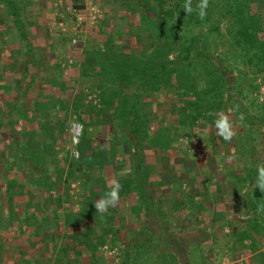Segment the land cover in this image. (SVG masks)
Instances as JSON below:
<instances>
[{"label":"rangeland","instance_id":"obj_1","mask_svg":"<svg viewBox=\"0 0 264 264\" xmlns=\"http://www.w3.org/2000/svg\"><path fill=\"white\" fill-rule=\"evenodd\" d=\"M18 1L13 7L19 11L25 34L33 42V51H37L32 58L33 62L44 66L38 70L31 66L26 70L27 74H21V64H18L16 54L21 47L24 48V43L19 39L13 18L8 16L6 8L0 6V34L3 38L0 45V68L3 72L2 85L5 84V77L8 88L5 92L1 88L0 120L10 116L7 123L0 121V165L6 167L3 172L10 174L11 183L18 185V204L22 206L29 202L31 197L24 193L25 189L34 188L37 193L33 196L36 206L31 211L36 209L39 217L41 216L39 220L43 222L44 218L46 226H53L54 223L46 219L47 216L51 217V213L48 214L45 208L46 199L50 196L48 193H58V201L74 212L81 211L84 204L91 211L89 203L94 206V202L109 190V180L115 179L121 184L120 202L116 208L108 211L113 217V230L122 231L118 238H104L105 235L97 229V238L92 235L94 242L98 243L97 248L95 243L89 242L87 246L86 239L82 236L85 223L69 229L62 221L61 239L53 240V233L48 238L40 236L44 244L39 251L45 257L42 259L38 254L34 259L48 264L53 255L52 250L56 248L59 252L65 245L72 249L68 256L78 260V264H126L131 258L130 255L127 257V250L131 249L128 252L132 254L139 243L137 239L140 232L147 229L152 233L149 235L151 242L138 251L132 264H172L167 247L174 250L179 245L185 252L184 260L183 263L179 260L173 264H264L263 234L261 238L255 237L249 225H241L252 219L261 222L259 218L264 214L258 213L259 211L252 213L246 208L250 202L249 196L245 195L246 190L241 189L242 184L236 179L231 183L227 182L230 191L228 204L227 207L220 205V211L217 212L216 197L220 193L218 180L235 178L238 174L243 178L249 175L256 179V166L264 164V73L257 74L255 67L246 68L237 58L231 45L232 38L228 35L229 27L225 24L227 22L218 24L221 29L219 33L209 32V27L203 26V36H199L202 28L197 27L194 22L188 31V40L199 36L192 44V55L201 61L207 58L210 70L218 68L226 77L227 92L224 100L219 108L212 106L211 111L238 108L230 114L237 133L231 142L215 134L214 117L206 112L202 111V118L196 122L185 118V123L180 124L179 115L184 110L180 98L184 94L175 93L171 86L176 82L174 76L170 80L172 83L168 82L162 90H156L147 85L143 86L145 79H139L131 70L125 69L127 71L124 72L126 74L122 80L123 85L118 77L115 79L107 71L108 68L101 74V66L97 64L99 60L93 55L118 53L127 58L133 56L136 67L139 62L147 60L156 65L179 60L189 44V41H169L163 45L165 48L160 54V46L157 47V44H161L158 39L161 29L155 22L149 24L148 21L152 20L146 16L140 18V13H131V10H136V0H80L79 5L95 4L101 8L103 19L98 29H84L79 32L73 29L68 11L74 0ZM248 9L252 15L259 17L264 29V0L252 1ZM141 20L144 26L139 31L144 36L138 40L134 25H140ZM127 22L130 26L128 35ZM122 24H126L124 29L119 28L123 27ZM121 30L125 32L122 33ZM177 35V39L181 38L182 33L177 32ZM126 36L128 42L122 43V38L125 37L126 40ZM260 37L264 40V34ZM14 38L18 39L15 43L9 41ZM58 40L63 45L59 46L61 42ZM41 41L45 42L42 51ZM56 45L59 46L60 56L52 55ZM38 47L40 50H37ZM157 50L159 55L155 57L154 52ZM42 52L49 53L43 61ZM71 55L76 56L74 61L77 64H64L59 68V60L68 59ZM115 57L117 58L116 55ZM44 61L46 65L43 64ZM81 66L84 67L85 75ZM201 68L200 65L199 70ZM29 73L37 76L33 80L34 84L31 83L32 76H27ZM45 74H49L50 78L47 79L50 80L45 79ZM22 76L25 79L22 80ZM59 77L60 81L56 79ZM16 79L21 80L20 85L15 82ZM46 81L51 83L47 90ZM198 82L197 89L207 88L203 79ZM35 85L40 87L37 89ZM103 92L107 99L114 98L117 93L118 97H125L129 101V106L124 108V111H129L124 115V123L116 124L114 128L105 125L113 112H107L110 101L102 102ZM83 94L88 103H82ZM41 96L48 97L44 108L42 105L37 106ZM182 100L190 99L185 97ZM191 101L195 99L192 98ZM24 103L31 110L30 122L29 119L14 116V111L18 114L22 112ZM203 105H207L206 100ZM133 107L137 111L130 113ZM11 110H14L12 114ZM75 113H80L85 120L91 119L94 124L89 128L92 131H87V138L81 146L83 157L79 161L70 155L68 124ZM193 113L197 114L199 111L192 110L189 114ZM63 120H66L65 123ZM131 122L134 125H130ZM172 140V148L164 152L162 147ZM8 152L18 163L16 167L24 169L23 171L17 172L19 169L16 167L12 171L8 168L11 166V162L6 161ZM35 154L41 156L40 167L44 169V173H40L30 160L35 158ZM229 157L233 159L229 160ZM23 163L28 166L23 168ZM255 179L250 184L251 190L255 189ZM43 184L48 187L43 189L40 187ZM3 186L4 184H0L1 190ZM133 188L135 191L132 193ZM39 198L40 201L36 200ZM147 200L152 201V208L146 218L143 210L146 209L144 202ZM175 200L178 204L183 200L185 204L179 205L180 211L177 212L172 211ZM51 206L54 205H50V209ZM154 208H160L166 215L173 245L165 238V227L155 214ZM197 213L200 214L198 218ZM216 213L222 216V220H216ZM117 217L120 221L116 220ZM228 222L233 228L222 227ZM36 226L31 228L36 229ZM88 227L91 233L92 221ZM245 232H249V235L248 238L244 236L242 245L247 246L248 252L236 258L237 253L233 254L239 249V240H242L238 234ZM30 233L29 230L27 235ZM161 238L163 243H160ZM19 243H22L21 239ZM76 243L81 245L74 248L72 244ZM57 264L61 263L58 261Z\"/></svg>","mask_w":264,"mask_h":264},{"label":"trees","instance_id":"obj_2","mask_svg":"<svg viewBox=\"0 0 264 264\" xmlns=\"http://www.w3.org/2000/svg\"><path fill=\"white\" fill-rule=\"evenodd\" d=\"M17 1L18 0H16V2H13V0H0V6L4 7V9L6 8L8 16H11L13 18L19 39L24 43V48L21 47V50L19 51V53L16 54V57H18V64H21V74L25 75L27 74L26 70L31 67L35 62H33L34 60L32 59V56L34 54L32 43L25 34V27L23 23L20 22L21 20L18 14L19 11L16 10V7H13L14 4L16 6V4L19 2ZM79 1L80 0H74L73 6L69 11V17L71 22L75 19V11L76 13L81 14L84 13L86 9L85 5H79ZM252 1L254 0H209L207 15L204 19H201L198 16L197 11L195 10L198 0H192L194 11L190 15H186L183 10L182 5L184 4L185 0H136V10H131V13L133 15L135 13H140V18H142V16H146L147 18L152 20L148 21L149 24H151V22H155L156 25L161 29V35L158 36V39L160 40L161 44H157V47L160 46V54L163 53L162 49L165 48L164 46L169 41H189L187 48H184L183 54L182 56H180L179 60L175 62L167 61L165 63H158L156 65L153 64L150 60H147L146 62H139L138 66L136 67L134 66L135 62L133 61L135 58L133 56H129V58H127V56H124V54L118 55V53H112L103 56L93 55V57H95L96 60H99L97 64L101 66V74H104L103 70H106V68H108L107 71L112 73V76L115 79L116 77H118L121 84L122 80L125 79L124 75L126 73L124 72L127 70H131V72H133L139 79H145V83L143 84V86L147 85L149 88H154L156 90H159V88L160 90H162L161 88L163 86L166 87L168 82H170V80H172V77L174 76L176 82L175 84H171V86L175 89V93L179 92L184 94L182 98H180L183 103L182 107L184 109L179 115L180 124L183 125L185 123V118H190V120L192 119L193 122H196L202 118L204 112H212V106H217V108H219V105H221L227 92V83L225 81L226 77L222 75V71L218 68H216L217 70H210L207 58H203V61H201L200 59L194 58V56L192 55V44L194 43V40H197L199 36L205 35V32L203 31V26H208L209 28L207 29V31L209 32L217 31L219 33L221 29L218 24L227 22L225 24H228L229 27L228 35L232 38L231 45L234 48L237 58H239V60L243 63L246 68L250 66L255 67L257 74L262 75L264 73V40H262V38L260 37L261 34H264V29L263 25L260 23L259 17L252 15L250 10L248 9V6ZM141 22L142 20L139 23L140 25L136 27L134 25V30L136 31V37L138 38V40L143 39L144 36L143 32L139 31L141 26H144V23ZM194 22L197 27H200L202 29L200 30L198 37L195 36L194 39L189 38L188 40V31L190 29L191 24H193ZM177 32L182 33L181 38L177 39ZM158 50L154 52V54L156 55L155 57L159 55ZM115 55L117 56V58L115 57ZM168 56L170 55L168 54ZM151 57L152 59H154L153 56ZM74 60H76L75 55H71L70 57H68V59L61 58L58 67H63L64 64L66 66H72L75 64ZM40 64L39 66L41 67L42 65ZM135 64L137 65V63ZM169 65L173 67L168 68ZM200 65L202 68L199 70ZM41 69L43 68L41 67ZM185 74L187 77H185ZM23 78L25 79V76H22V80ZM56 79L58 80L60 78ZM201 79L205 81L207 86V88L204 90H199L196 88L199 85L198 80L200 81ZM15 82L18 85L21 84V80L16 79ZM31 83L34 84V81ZM35 87L40 86L35 85ZM2 89H8L7 85H2ZM98 89L102 90L100 88ZM116 94L114 98H111L112 100L105 98V92H103L102 94V102L110 101L107 105V112H113V116L108 117V120H106L105 125L112 126L113 128L116 127L114 126L116 124L124 123V115L129 112L124 111V108L129 106L128 99L125 97L120 98V96L118 97ZM185 97H188V99L190 100H182L185 99ZM82 98V103L87 102L85 94H83ZM192 98L195 99V101H191ZM204 100H206V106L203 105ZM42 103L43 102L38 101L37 106L43 105ZM29 108L30 107L28 106V104L24 103L23 110L20 114H18L17 112L15 113V109L11 110L10 114H12V112L14 111V116H19L20 119H32V117H30L29 115L31 111ZM192 110H197L199 111V113H193L190 115L189 113ZM135 111H137L136 107H133L132 110L130 109V113H135ZM75 115L79 116V120L83 123L85 128L84 137L79 146V161L83 157V153L81 152V146L84 143V140H86L87 138V131L90 130L89 128L94 124H92L91 119L85 120L80 113H75ZM7 118L10 120V116L8 115L6 117H3L0 121L7 123L9 121L7 120ZM35 118L37 117L35 116ZM65 121L66 120H63L64 123ZM130 125L134 124L131 122ZM176 139L175 141H177ZM173 142L174 140H172L171 142L168 141V144L162 147L163 151L165 152V150L167 151V149H171V144ZM7 154L8 158L6 161L11 162V166L8 168H10L12 171V169L18 166V163L15 162L14 156H12L9 152ZM34 157V159H30L31 162L35 164L36 168L40 173H44V169H41L40 167V165L42 164V162H40L41 156L35 154ZM122 161H124V159ZM22 166L24 168L28 165L26 163H23ZM5 168L6 167H4L3 165H0V184H4L3 189H0V264H42L34 259L35 256H37L38 254H40L42 259L44 256L43 253L39 251L41 245L44 244L40 236L48 238L50 237V233H53V240L61 239L62 233L60 230V224L62 225V221L64 222L63 224L65 225V227L69 229H75L77 226L81 224L84 225L85 223V229L82 236L86 239V245L89 242L94 244L95 242L92 238V235L96 236L97 238L99 232H101L102 235H105L103 236L104 238L113 237V239L118 238V235L122 232L121 229H119V231L113 230L114 221L113 217L109 212L104 214L98 213L96 212L95 207L92 206L90 203L89 207H91V211H89L88 206L84 204L83 206H81V211L78 210V212H74L72 209L67 208L61 202H59L57 199L58 193L53 192L48 193L50 196L46 199L47 203L45 205V208L48 214L51 213V217L47 216L46 219L54 224L53 226H46L44 218L43 222L39 220V218L41 219V216L39 217V215L37 214V210L35 209L34 211H31V208H35L36 206L33 201V196L37 195L36 191H34V188L29 187L25 189L24 193H26V195L28 194V196L31 197V200L26 204H23L22 206L19 205L16 199L20 196L17 190L18 185H14V183H11L12 177L10 176V174H5L3 172V170L6 171ZM16 168L19 169L18 167ZM23 170L24 169H19L17 170V172ZM233 179H236L242 184L241 189H245V195L249 196L250 202L246 205V208L249 209L252 213L256 211L258 212V205L264 203V193H261L259 189L251 190L250 187L253 184L255 177L247 175V177L243 178V176L239 174L235 178H220L218 180V187L220 189V193L216 197L218 202L217 212L220 211V205H225L227 207V197L230 193V191L228 190L227 182L231 183ZM44 185L45 184H43V186L40 185V187H42L43 189L48 187ZM34 186L38 189L36 185ZM183 186L185 187L186 185L183 184ZM250 190L252 191V194ZM134 191L135 190L133 188L132 193ZM40 199L41 198L36 200L40 201ZM182 201L183 200H181L178 204V202L175 200L174 206L172 207L173 212L180 211L179 205H185ZM144 204L146 205V209L149 210L147 211L145 208L143 210V212H145V217L147 218L150 209L152 208V201L147 200L146 202H144ZM50 205H54L51 206L52 209L49 208ZM154 211L165 227V238L168 239L169 244L171 243L173 245V240L169 236V228H167L168 220L165 218L166 215L162 212L160 208H154ZM262 213L264 214V212ZM199 215L200 214H198L196 218H198ZM220 217L222 216H219L217 214V217L215 218L217 221H220L222 220V218ZM259 219H261V222L256 219V221H253L252 219L248 220L249 222L247 223H241V225H249V227H251L250 230L252 231L253 236L261 238L262 234L264 237V215ZM91 221L93 222V227H91L90 233L88 226ZM257 221L259 222V224H257L256 227ZM37 222H40V224ZM35 226L36 229L31 228ZM222 227L233 228V225L228 222L222 225ZM97 229H99L100 231L98 232ZM29 230L31 231V233L27 235ZM73 233L74 230L72 234ZM139 235L140 236L137 239L139 243L137 244V247L133 250L132 254L128 252L131 249L127 250V257L129 255L131 256V258L129 259L130 261L127 260L128 264H132L137 253H139L138 251L147 247V245L151 242L149 235H152V233H150V231H148L147 229L141 231ZM238 235H240L239 238L241 237L242 240H239V243L237 244V246H239V249L233 254L235 255L237 253V256H235L236 258L243 255L244 252H248L246 250L247 246L242 244L244 242V236L245 238H248L247 236L249 235V232H245L243 234ZM20 239L22 243H19ZM160 243H163L162 238ZM78 244L79 246L81 245L80 243ZM78 244H72V246L74 245V248L76 246L79 247ZM97 244L98 243L94 244L96 248ZM103 245L104 244L102 243V246ZM63 247L64 248L60 249L59 252L56 251V248L52 250L53 255L51 256V260H49L48 264H57L58 261L61 264H78V260L71 259L68 256L69 252L72 251V249H69L70 247H66L65 245H63ZM126 247H128V245H126ZM167 252L170 255L172 264L178 262L179 260L181 263H183L182 260H184L185 252L181 248V245L177 246L174 250H171L169 247H167ZM62 255H64V259H62ZM226 263H228V261H226Z\"/></svg>","mask_w":264,"mask_h":264},{"label":"clouds","instance_id":"obj_3","mask_svg":"<svg viewBox=\"0 0 264 264\" xmlns=\"http://www.w3.org/2000/svg\"><path fill=\"white\" fill-rule=\"evenodd\" d=\"M182 7L186 15H190L194 11L192 0H185ZM208 7L209 0H198L195 10L201 19L206 17ZM236 110H238V108H229L226 111L220 110L218 112L208 113L209 116L214 117L213 125L215 127V134L228 142H231L237 134L234 124L230 119V114ZM240 118H243L242 114ZM231 159H233V157H229V160ZM108 187L109 190L94 202L96 212L101 214L107 213L110 208H116L120 202L121 184L119 181L115 179L109 180ZM254 187L255 189H259L261 193H264V164L256 166ZM258 211L264 212V203L258 205Z\"/></svg>","mask_w":264,"mask_h":264},{"label":"built area","instance_id":"obj_4","mask_svg":"<svg viewBox=\"0 0 264 264\" xmlns=\"http://www.w3.org/2000/svg\"><path fill=\"white\" fill-rule=\"evenodd\" d=\"M74 15L75 19L72 21V25L73 29L77 32L83 31L86 28L96 30L103 19L101 8L95 4L87 5L84 13L79 14L75 11ZM89 99L92 100L91 97H89ZM84 132L85 128L83 123L79 120V116L75 114L71 116L69 121L70 155L75 160L80 158L79 146L83 140Z\"/></svg>","mask_w":264,"mask_h":264},{"label":"crops","instance_id":"obj_5","mask_svg":"<svg viewBox=\"0 0 264 264\" xmlns=\"http://www.w3.org/2000/svg\"><path fill=\"white\" fill-rule=\"evenodd\" d=\"M55 7H56V6H55ZM123 10H124V9H123ZM68 11H70V9H69ZM127 24H128V25H126V24H122L123 27L120 26L119 28H123V29H124V25H126V29H128V31H127V35H128V32H129V30H130V26H129V23H128V22H127ZM115 27H118V26H115ZM86 29H87V28H86ZM86 29H85V30H86ZM0 30H1V24H0ZM121 32L124 33L125 31L121 30ZM125 35H126V33H125ZM127 37H128V36H126V40L124 39L125 37L122 38V41H123L122 43H124V42H126V41L128 42V38H127ZM17 40H18V39L14 38V39L9 40V41L12 42V43H15V41H17ZM58 41H60V40H58ZM41 42H42V45H41V51H42V50L45 48V47H44V46H45V44H44L45 42H44V41H41ZM60 42H61V44L59 45V42H58V45H59V46L63 45V42H62V41H60ZM2 43H3V38H2V36H1V34H0V45H2ZM32 43H33V42H32ZM116 43H118V42H116ZM34 44H35V43H34ZM35 45H36V44H35ZM58 45H56L55 48H54V49H55V51H53L54 54H52V51H50V53H51L52 55H54V56H60V55H61V53L59 52V46H58ZM37 50H40V48L38 47ZM57 50H58V51H57ZM33 53H34V54H33V56H34V55H36L37 51H36V52L33 51ZM47 54H49V53H48V52H46V53H43V52H42V56H43V57H42V61L45 59V57H46L45 55H47ZM37 55H39V54H37ZM33 56H32V58H33ZM69 57H70V56H69ZM56 59H57V58H56ZM1 60H2V50H1V47H0V64H1ZM59 61H60V60H59ZM43 64L46 65V62L44 61ZM75 64H77V61H75ZM40 65H41V64H40ZM83 66H84V65H83ZM83 66H81L80 68L83 70V73H84L85 70H84V67H83ZM32 67H33L35 70H38V68H41V67H39V64H38L37 62L33 63ZM42 68H44V66H43ZM1 69H2V68H0V92H1V88H2V77H3V72H2ZM10 69L12 70V68H10ZM51 70H52V69H51ZM37 72H38V71H37ZM37 72H36V73H37ZM75 72H76V71H75ZM44 73H45V72H44ZM83 73H82V76L85 75V73H84V75H83ZM52 74H54V73L52 72ZM30 75H31V73H29V75H27L28 78H31L32 75H31V76H30ZM12 76H13V75H12ZM51 76H53V75H51ZM36 77H37V76H35V77L32 76V81H33ZM45 77H46V78H45L46 80H50V79H47V77L50 78V77H49V74H48V75L45 74ZM59 78H61V77H59ZM4 80H5V84H4V85H7V84H6V79H5V77H4ZM7 80H8V79H7ZM58 81H60V79H58ZM47 83H48V84H47ZM49 84H51V83H49V82L46 81L45 90H47V88H48L47 86H48ZM11 86H12V84H11ZM11 86H10V87H11ZM36 88L38 89V87H36ZM3 90H4V92L6 91V89H3ZM46 99H48V97L45 98V96H44V97L41 96V98H40L41 102H43V103H42V104H43V105H42L43 108H44V104H45V102H46ZM30 121H31V119H29V122H30ZM90 131H92V128L90 129ZM223 213H224V212H223ZM223 213H221V214H223ZM116 220H119V221H120V219H118V217L116 218Z\"/></svg>","mask_w":264,"mask_h":264}]
</instances>
